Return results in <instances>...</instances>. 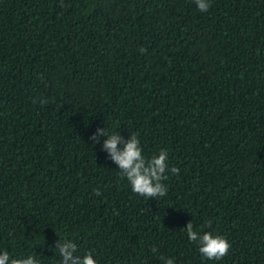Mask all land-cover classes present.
I'll list each match as a JSON object with an SVG mask.
<instances>
[{"label": "trees", "instance_id": "16d2710c", "mask_svg": "<svg viewBox=\"0 0 264 264\" xmlns=\"http://www.w3.org/2000/svg\"><path fill=\"white\" fill-rule=\"evenodd\" d=\"M208 2L0 0V255L264 264V0ZM98 128L167 150L166 195L134 193Z\"/></svg>", "mask_w": 264, "mask_h": 264}, {"label": "clouds", "instance_id": "9594fccd", "mask_svg": "<svg viewBox=\"0 0 264 264\" xmlns=\"http://www.w3.org/2000/svg\"><path fill=\"white\" fill-rule=\"evenodd\" d=\"M198 10L207 11L210 8L208 0H195ZM143 52V49H140ZM46 103V101H42ZM107 135L103 148L110 154L111 160L119 166L122 177H125L131 186V190L145 197H163L167 193L166 186L161 181L167 179L165 169L168 166L167 150H160L158 155H153L147 159L142 156V148L138 147L140 141L137 134H131L130 137L123 141L118 132L109 133L107 130L97 129L90 139L95 142L100 136ZM122 144L123 147L118 150L117 145ZM171 173L178 174L179 169L171 167ZM96 195H100L96 190ZM187 238L198 243L199 253L208 260H221L228 255L231 247L226 238L221 235H213L210 232H204L202 235L193 230L191 222L185 228ZM77 250L76 244L71 240L60 243L59 255L62 258L61 264H97L93 258L91 251L85 252L82 256L73 257V252ZM155 252L156 250L153 249ZM37 264V261L29 257L27 260L10 259L9 254L4 252L0 255V264ZM165 264H174L173 259L165 261Z\"/></svg>", "mask_w": 264, "mask_h": 264}]
</instances>
